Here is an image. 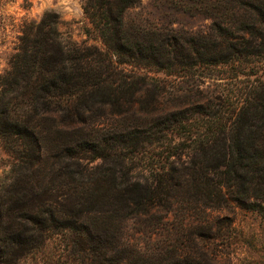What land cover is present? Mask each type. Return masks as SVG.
Instances as JSON below:
<instances>
[{
  "label": "rangeland",
  "instance_id": "obj_1",
  "mask_svg": "<svg viewBox=\"0 0 264 264\" xmlns=\"http://www.w3.org/2000/svg\"><path fill=\"white\" fill-rule=\"evenodd\" d=\"M228 1L222 5L230 10L216 11V7L205 6V0H132L133 6L124 13L127 30L139 28L143 33L140 42L146 38L166 45L167 40H175L177 55L164 58L160 66L134 62L119 66L118 58L108 51L84 13L91 0H0V76L10 69L22 36L46 20L55 23L63 39L73 46L109 52L118 69L133 75L134 85L142 88L139 101L131 109H111L85 99L81 102L85 125L76 126L81 134L41 138L42 146L49 150L89 139L100 146H105L107 138L115 139L117 150L122 145H135L134 155H126L123 173H129L142 185L155 187L167 181L170 198L161 196L162 206L152 212L155 218H146L144 223L120 216L114 219L116 226L111 227L104 247L119 241L125 260L130 246H141L146 253V262L141 264H165L158 257L165 255L161 248L173 243L169 250L180 257L178 264H264V204L263 209H253L248 205L253 204L251 199L241 207L232 199L238 196L237 190H224L229 203L211 208L204 199L195 197L190 172H184L192 161L202 160L204 153L199 146L220 144L217 138L228 141L230 128L241 113L246 114V119L251 115L252 124L264 120L259 113L254 115L259 104L255 98L264 96V37L253 39L247 32L251 25L245 29L242 20L245 6L239 9ZM254 26L264 33V26ZM222 31L243 36L247 50L257 55L228 64L197 59L198 52L207 55L200 43L217 40L215 36L219 38ZM129 98L125 96L123 100ZM212 128L227 131L216 136ZM90 156L82 155V164L89 169L105 167L104 161L90 160ZM11 168L12 159L0 141V182ZM211 175L216 179L215 173ZM81 221L91 220L85 216ZM150 221H156L157 227H150ZM6 230L0 228L2 264H110L107 260L115 254H107L104 261L84 251L103 246L100 239L86 240L72 248L67 236H51L47 231L27 239L23 249L16 248L7 240ZM25 245L36 249L25 252Z\"/></svg>",
  "mask_w": 264,
  "mask_h": 264
},
{
  "label": "trees",
  "instance_id": "obj_2",
  "mask_svg": "<svg viewBox=\"0 0 264 264\" xmlns=\"http://www.w3.org/2000/svg\"><path fill=\"white\" fill-rule=\"evenodd\" d=\"M223 1L229 2L205 0V6L216 7V11L230 10L222 5ZM90 4L84 7V13L108 51L118 58L119 66L131 62L160 66L164 58L177 55L175 40L158 46L146 38L140 42L143 33L139 28L127 30L124 13L133 6L132 0H91ZM231 4L239 9L245 6L242 20L245 29L251 25L249 35L253 39L264 37L262 30L254 26H264V0H231ZM215 38L200 43L207 50L206 57L197 53L201 62L228 64L257 55L247 50L243 36L222 31ZM21 42L10 60V69L0 76V141L12 159L10 172L0 182V228L7 229L4 234L7 232V240L16 248L23 249L27 239L47 231L51 236H67L72 248L86 240L100 239L103 246L92 245L84 251L104 261L107 254L114 252V257L107 260L110 264H141L146 258L141 246H130L125 260L119 241L104 247V240L116 226L113 221L118 216L138 223L155 218L152 212L162 206L161 196L170 198L167 181L155 187L142 185L129 173H123L126 155H134L135 145H122L117 150L115 139L102 140L105 146L89 139L49 150L42 146L41 138L81 134L76 126L85 125L81 110L85 99L111 109H131L139 101L142 88L134 85L133 75L118 69L109 52L73 46L63 39L55 23L43 20L35 30L27 31ZM125 96L129 100H123ZM255 100L259 104L254 115L259 113L264 119V96ZM252 118L248 115L246 119V114L241 113L230 128L228 141L217 138L220 144L199 146L204 153L202 160L192 161L184 169L190 172L195 197L204 199L211 208L229 203L224 190H237L238 196L232 199L238 205L246 207L243 203L253 199V204L248 205L263 209L264 120L252 124ZM226 131L212 128L211 133L218 136ZM122 149L126 152L122 153ZM84 154L91 155L89 159L93 161L101 159L105 167L89 169L82 164ZM85 216L91 221L82 222ZM155 223L150 221V227H157ZM31 246L25 245L24 251L36 249ZM169 247L161 248L165 255L158 257L165 264H178L180 257L173 256Z\"/></svg>",
  "mask_w": 264,
  "mask_h": 264
}]
</instances>
